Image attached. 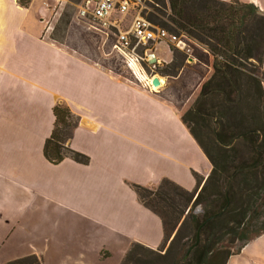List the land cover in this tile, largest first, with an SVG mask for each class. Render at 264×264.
Returning a JSON list of instances; mask_svg holds the SVG:
<instances>
[{"label": "crops", "instance_id": "obj_1", "mask_svg": "<svg viewBox=\"0 0 264 264\" xmlns=\"http://www.w3.org/2000/svg\"><path fill=\"white\" fill-rule=\"evenodd\" d=\"M237 1L264 17V0ZM53 3L0 0V264H121L133 243L164 239L132 185L191 192L212 167L163 87L141 90L46 39ZM57 103L79 119L68 145L86 164L43 155Z\"/></svg>", "mask_w": 264, "mask_h": 264}, {"label": "trees", "instance_id": "obj_2", "mask_svg": "<svg viewBox=\"0 0 264 264\" xmlns=\"http://www.w3.org/2000/svg\"><path fill=\"white\" fill-rule=\"evenodd\" d=\"M31 1L16 0L22 8ZM149 8L153 25L186 35L213 57L212 74L181 118L212 168L199 190L197 176V188L191 192L169 180L156 189L132 188L139 202L161 219L164 239L158 252L175 231L158 259L166 260L177 246L172 264H227L264 235V17L237 0H152ZM253 22L256 29L249 31ZM171 49L172 63L158 73L176 77L186 56ZM52 112L45 159L52 165L67 158L86 164L87 157L68 145L79 119L62 103ZM195 207L200 214L194 213ZM197 236V245L185 257ZM158 252L133 243L121 264H153L141 257ZM7 264H41V258L28 256Z\"/></svg>", "mask_w": 264, "mask_h": 264}, {"label": "rangeland", "instance_id": "obj_3", "mask_svg": "<svg viewBox=\"0 0 264 264\" xmlns=\"http://www.w3.org/2000/svg\"><path fill=\"white\" fill-rule=\"evenodd\" d=\"M55 2L51 5L50 16L46 19L44 35L47 40L144 90L138 85L136 77L127 65L125 56L114 49V45L116 44L119 31L125 32L129 29L130 23L137 11L140 10L142 17L149 20L148 18L151 12L149 8L150 3L142 0V4H144L142 9L141 5H138V10H130L124 17L115 14L112 21L119 23L118 29L110 26L107 29L100 30L98 25L90 17L82 18L80 16V8L84 0H59V3ZM42 3L38 2L34 10L38 11L41 9ZM249 25V31L256 29L254 22ZM169 45L168 42L164 41L154 46V54L157 59L164 61L170 59L168 64L154 70L143 63L142 68L147 77L158 75L163 79L164 85L150 93H156L163 87L164 92H167V97L174 103L175 108L178 109L179 115L182 118L194 103L201 85L212 74L213 57L205 47L192 40L190 43V53H182V51L180 53L184 54L187 60L189 56V59H196L197 62H191L189 64L185 59L178 73L180 78L173 80L171 78H177L178 76L169 77L158 73L159 71L167 70L166 66L170 65L174 59V53L170 51H172V47L174 49L177 48L175 45H170V47ZM137 52L142 53L143 50L139 49ZM194 213L197 215L200 214L201 209L195 207ZM174 234L175 231L166 242L162 251L158 252L157 248L155 251L158 253H155L153 256H142L141 259L150 260L153 264H172L177 246H174L170 257L168 256L166 260H160L157 257L166 253L165 251ZM227 264H264V235L249 243L239 254L230 257Z\"/></svg>", "mask_w": 264, "mask_h": 264}, {"label": "built area", "instance_id": "obj_4", "mask_svg": "<svg viewBox=\"0 0 264 264\" xmlns=\"http://www.w3.org/2000/svg\"><path fill=\"white\" fill-rule=\"evenodd\" d=\"M59 3V0H54ZM151 3L152 0H144ZM144 7L142 0H84L80 8L82 18L90 17L100 30L110 26L117 28L119 23L112 21L115 14L126 16L130 10H138ZM168 42L175 45L177 50L190 53V43L192 42L186 35L170 34L167 30L153 25L149 20L142 17L140 10L130 23L129 29L125 32L119 31L114 49L123 54L127 60V65L136 77L138 85L148 92H153L164 85L163 79L158 75L147 77L142 64H146L154 70L168 64L167 61L158 60L154 54V46L161 42ZM143 50L138 53V50ZM170 51V50H169ZM187 60V59H186ZM196 63V59H189L187 63ZM151 70V69H150ZM154 70H152L154 72ZM158 77L160 85L154 87L152 79ZM162 80V81H161ZM162 82V83H161Z\"/></svg>", "mask_w": 264, "mask_h": 264}, {"label": "water", "instance_id": "obj_5", "mask_svg": "<svg viewBox=\"0 0 264 264\" xmlns=\"http://www.w3.org/2000/svg\"><path fill=\"white\" fill-rule=\"evenodd\" d=\"M152 84H153V86L154 87H157V86H159L160 85V81H159V78L158 77H154L153 79H152ZM204 224H202V226H203ZM201 226V227H202ZM197 234H199V231L197 232ZM197 242H198V236H197V240H196V243L188 250V252H187V254H186V256H188V254L190 253V251L197 245Z\"/></svg>", "mask_w": 264, "mask_h": 264}, {"label": "bare ground", "instance_id": "obj_6", "mask_svg": "<svg viewBox=\"0 0 264 264\" xmlns=\"http://www.w3.org/2000/svg\"><path fill=\"white\" fill-rule=\"evenodd\" d=\"M162 83V82H161Z\"/></svg>", "mask_w": 264, "mask_h": 264}]
</instances>
